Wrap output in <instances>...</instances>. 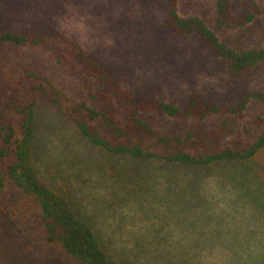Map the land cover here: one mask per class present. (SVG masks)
<instances>
[{"label": "rangeland", "instance_id": "rangeland-1", "mask_svg": "<svg viewBox=\"0 0 264 264\" xmlns=\"http://www.w3.org/2000/svg\"><path fill=\"white\" fill-rule=\"evenodd\" d=\"M7 1L11 8L0 14V31L21 32L37 22L54 36L50 47L0 46V110L17 89L25 102L35 101L31 157L38 177L92 228L110 263L210 264L227 239L244 253L233 256L234 264L253 258L264 264V257L251 253L264 233V148L248 161L209 166L116 155L84 137L48 95L31 90L43 84L65 108L87 99L79 61L62 37L78 41L128 91L180 106L193 97L227 106L249 92H264V62L232 71L198 36L169 27L166 0ZM0 2V9L7 7L6 0ZM216 2L178 0V12L201 17L232 48L264 47V0H257L262 12L237 27H218ZM67 4L86 17L84 33L60 29ZM231 9L235 17L250 11L247 0H231ZM28 71L41 79L28 77ZM150 115L166 136L192 130L232 147L237 129L264 116V101L252 99L237 115ZM0 264H79L59 243L47 242L38 204L11 181L0 189Z\"/></svg>", "mask_w": 264, "mask_h": 264}, {"label": "trees", "instance_id": "trees-1", "mask_svg": "<svg viewBox=\"0 0 264 264\" xmlns=\"http://www.w3.org/2000/svg\"><path fill=\"white\" fill-rule=\"evenodd\" d=\"M247 1L250 11L244 16L235 17L231 0H217L218 27L244 26L252 22L258 13L264 12L257 0ZM6 5L0 9L1 15L11 8L7 0ZM39 11L45 18V10L39 8ZM166 12L171 29L181 35L198 36L209 49L229 62L232 71L243 73L264 62V47L235 49L228 46L201 17L181 16L178 0H166ZM36 24L40 25L36 22L21 32L0 31V46L12 43L50 47L54 35L47 32L48 27ZM62 39L71 58L79 61L78 74L84 81L87 99L65 108L60 97L50 96L43 84L35 85L31 90L48 95L59 113L71 120L94 145L116 155L194 166L248 161L264 148V116L261 115L237 129L238 139L233 141L232 147H220L222 138L206 141L192 130L184 135L166 136L159 132L150 118L153 112L186 119L206 118L213 114L237 115L245 110L252 99L264 101V92H249L237 103L227 106L194 97L185 106H180L161 98L141 96L125 89L98 60L85 52L78 41L70 37ZM71 58L66 61H71ZM34 76L41 79L28 71V77ZM54 89L51 85V90ZM35 123V101L25 102L17 89L6 110H0V189L11 181L31 196L40 208L47 242L59 243L79 264H111L92 228L78 218L62 195L53 192L39 179L31 157Z\"/></svg>", "mask_w": 264, "mask_h": 264}, {"label": "clouds", "instance_id": "clouds-1", "mask_svg": "<svg viewBox=\"0 0 264 264\" xmlns=\"http://www.w3.org/2000/svg\"><path fill=\"white\" fill-rule=\"evenodd\" d=\"M68 11L67 13L59 18V26L60 29L63 31L65 29L68 30V32L72 33H84L87 30V23H86V17L80 15L78 10L73 6L72 4L66 5ZM260 243L258 246H254L251 249L252 255L255 257L257 253L264 257V233H262L259 237ZM243 247L247 248V245H244ZM218 248L221 249L220 255L213 261L210 262V264H234V261L236 259H233V256H244V253L239 249H232V243L231 241L224 239L222 242L218 245ZM248 264H257L259 260L253 258V259H247Z\"/></svg>", "mask_w": 264, "mask_h": 264}]
</instances>
